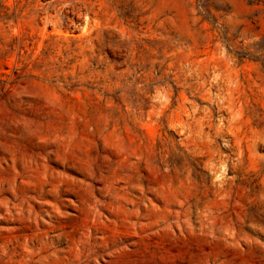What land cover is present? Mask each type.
Wrapping results in <instances>:
<instances>
[{
    "label": "rangeland",
    "instance_id": "rangeland-1",
    "mask_svg": "<svg viewBox=\"0 0 264 264\" xmlns=\"http://www.w3.org/2000/svg\"><path fill=\"white\" fill-rule=\"evenodd\" d=\"M0 264H264V0H0Z\"/></svg>",
    "mask_w": 264,
    "mask_h": 264
}]
</instances>
